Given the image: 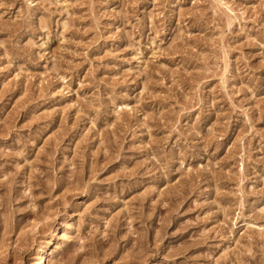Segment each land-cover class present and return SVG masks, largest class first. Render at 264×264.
Wrapping results in <instances>:
<instances>
[{
	"label": "rangeland",
	"instance_id": "374dc122",
	"mask_svg": "<svg viewBox=\"0 0 264 264\" xmlns=\"http://www.w3.org/2000/svg\"><path fill=\"white\" fill-rule=\"evenodd\" d=\"M43 251L264 264V0H0V264Z\"/></svg>",
	"mask_w": 264,
	"mask_h": 264
},
{
	"label": "bare ground",
	"instance_id": "6f19581e",
	"mask_svg": "<svg viewBox=\"0 0 264 264\" xmlns=\"http://www.w3.org/2000/svg\"><path fill=\"white\" fill-rule=\"evenodd\" d=\"M44 245V244H43ZM46 248H44V250H45ZM41 255H40V257H39V261H38V263H36V264H47V257L48 256H46V252L45 251H43V252H41L40 253Z\"/></svg>",
	"mask_w": 264,
	"mask_h": 264
}]
</instances>
